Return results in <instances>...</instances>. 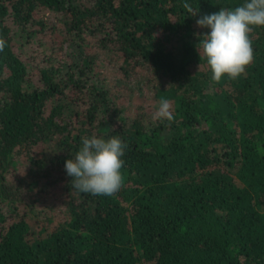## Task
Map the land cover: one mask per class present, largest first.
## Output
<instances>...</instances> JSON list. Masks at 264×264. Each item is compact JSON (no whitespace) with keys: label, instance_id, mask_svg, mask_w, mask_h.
<instances>
[{"label":"trees","instance_id":"trees-1","mask_svg":"<svg viewBox=\"0 0 264 264\" xmlns=\"http://www.w3.org/2000/svg\"><path fill=\"white\" fill-rule=\"evenodd\" d=\"M244 2L0 0V264H264V27L219 83L196 35ZM94 134L127 144L112 197L65 171Z\"/></svg>","mask_w":264,"mask_h":264},{"label":"clouds","instance_id":"clouds-1","mask_svg":"<svg viewBox=\"0 0 264 264\" xmlns=\"http://www.w3.org/2000/svg\"><path fill=\"white\" fill-rule=\"evenodd\" d=\"M193 16L197 12L183 5ZM200 28L209 29L206 34H196L199 48L212 72L211 79L219 83L226 75L235 80L243 75L254 61L252 33L254 28L264 27V0H245L235 8H220L219 11L203 15L196 20ZM0 37V52L6 47ZM153 121H173L171 104L161 99ZM127 144L119 136L105 139L92 135L82 138V146L73 158L65 162V171L72 177V186L81 193L115 196L124 186L121 169L122 157Z\"/></svg>","mask_w":264,"mask_h":264},{"label":"rangeland","instance_id":"rangeland-1","mask_svg":"<svg viewBox=\"0 0 264 264\" xmlns=\"http://www.w3.org/2000/svg\"><path fill=\"white\" fill-rule=\"evenodd\" d=\"M108 74H109V78H113V75L111 74L110 71L106 73V75H108ZM125 86H127V85H125ZM146 99H150V97L148 95L147 96L140 95V97H135V98L131 99L129 103H127L125 101V103L122 105V107L124 106L126 108V111L128 113V114H126V116L128 118H138V116H140V114L137 111V107L139 105L143 104V101ZM127 104H129V105L127 106Z\"/></svg>","mask_w":264,"mask_h":264}]
</instances>
